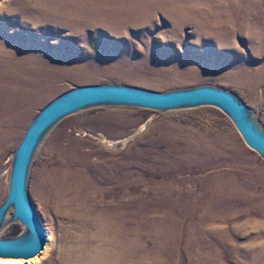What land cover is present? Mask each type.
Wrapping results in <instances>:
<instances>
[{
  "label": "rangeland",
  "instance_id": "obj_1",
  "mask_svg": "<svg viewBox=\"0 0 264 264\" xmlns=\"http://www.w3.org/2000/svg\"><path fill=\"white\" fill-rule=\"evenodd\" d=\"M230 2L154 0L157 7L125 21L35 23L8 12L32 0H0V24L10 21L0 26V205L31 119L80 86L222 88L264 134V0H250L257 6L238 10L235 23ZM53 176L71 184L62 198ZM26 194L49 243L47 256L30 264H91L71 201L96 221L119 216V258L101 264H264V156L213 105L98 104L68 114L35 149ZM23 228L11 221L0 238L24 239ZM83 229L95 231L89 222Z\"/></svg>",
  "mask_w": 264,
  "mask_h": 264
},
{
  "label": "water",
  "instance_id": "obj_2",
  "mask_svg": "<svg viewBox=\"0 0 264 264\" xmlns=\"http://www.w3.org/2000/svg\"><path fill=\"white\" fill-rule=\"evenodd\" d=\"M101 103L156 109L217 106L230 117L245 144L264 156V134L260 132L255 120L247 117L237 97L228 90L202 85L158 92L113 84L84 85L71 89L40 109L24 130L14 151L7 194L0 207V215L10 206L13 221H20L24 227V239L0 238V257L29 258L38 254L46 242V230L26 194L31 155L39 137L64 116Z\"/></svg>",
  "mask_w": 264,
  "mask_h": 264
},
{
  "label": "bare ground",
  "instance_id": "obj_3",
  "mask_svg": "<svg viewBox=\"0 0 264 264\" xmlns=\"http://www.w3.org/2000/svg\"><path fill=\"white\" fill-rule=\"evenodd\" d=\"M166 3L168 4L169 1H166ZM73 4H75V6L81 5V7L75 8ZM249 5L254 7L257 6L256 3H251L250 0H231L229 7L230 12L232 11L231 22L238 20V16H239L238 10ZM69 6H71L72 8H69ZM155 7H157V5L156 3H154V0H32V3L30 5H27V7L22 6L20 9L16 8L13 10H9L8 12L13 15L10 17V20L13 21L18 16H21L25 19H29L30 21H34L35 23L41 21H48V20L62 21L63 18H65L67 21L71 23H74L73 22L74 18H78V17L89 18L97 15L98 16L104 15L105 17L110 16V20L125 21L127 19H131L136 16L139 17L138 15L143 13V10L150 11ZM258 7L260 8L259 4ZM76 10H80L82 14L80 16H71L76 12ZM90 13H93V15L87 16ZM64 14L69 17L65 16ZM4 18L5 20L2 18V21L3 20L4 21L0 24L1 27L7 26V24L10 22L8 18L6 17ZM233 26L234 28H236V25ZM250 85H252V83ZM102 104H109V103H101L99 105ZM94 105L96 106L98 104H94ZM94 105H90V106H94ZM54 124L49 126L41 134L33 149L31 158L34 155L35 149H37L40 143L48 137L51 128ZM6 138H7L6 131L0 133V145L3 144ZM230 138H232L231 140H233V142L235 141L234 144H236V147L239 150V152L242 153V149L239 148L240 143L233 139L234 135H230ZM207 142L211 144V142L209 141ZM10 158L12 159L11 161V166H12L14 153L13 156H11ZM10 173H11V167L9 170V174ZM8 177H10V175ZM50 179L53 181V185L55 184L54 191L57 197L62 198L64 195H67L69 193L71 189V184L68 187L67 179L65 178L61 179V177L55 179L54 176L51 177ZM8 183H9V179H8ZM41 194L46 198H48L50 195V193H46L44 192V190L41 191ZM71 202L73 203L74 208L76 210L78 209L76 213H74L75 211H73L72 215L81 224L80 225L78 223L80 229L78 230V232H75V236L78 242L80 243V245L86 248L88 247V249L90 250L91 264H101L106 257H110V256H111V260L116 261L119 258V216H116L108 221H96L80 213L79 211L80 201H71ZM10 208L11 207L9 206V208L7 207L2 211V214L0 215V227H4L5 225L13 221L12 211L11 212L9 211ZM87 222L93 225L95 231L89 233L85 232L83 226H85ZM48 252H49V243L45 242V245L42 248V250L35 256L29 258L0 257V263L30 264L32 261L43 259L45 256H47Z\"/></svg>",
  "mask_w": 264,
  "mask_h": 264
}]
</instances>
